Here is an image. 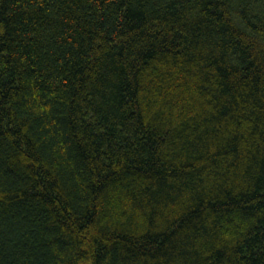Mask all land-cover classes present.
Masks as SVG:
<instances>
[{
    "label": "trees",
    "instance_id": "trees-1",
    "mask_svg": "<svg viewBox=\"0 0 264 264\" xmlns=\"http://www.w3.org/2000/svg\"><path fill=\"white\" fill-rule=\"evenodd\" d=\"M0 264H264V0H0Z\"/></svg>",
    "mask_w": 264,
    "mask_h": 264
}]
</instances>
